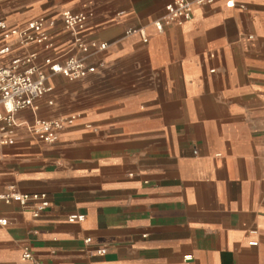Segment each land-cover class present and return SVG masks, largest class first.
<instances>
[{
  "label": "crops",
  "instance_id": "crops-1",
  "mask_svg": "<svg viewBox=\"0 0 264 264\" xmlns=\"http://www.w3.org/2000/svg\"><path fill=\"white\" fill-rule=\"evenodd\" d=\"M171 1L0 0L9 24L47 18L49 54L74 53L63 9L88 12L84 37L107 43L93 73L51 76L16 113L0 193L49 206L0 204V264H35L24 247L41 264H264V0L194 2L158 31ZM55 118L72 120L52 143L27 128Z\"/></svg>",
  "mask_w": 264,
  "mask_h": 264
},
{
  "label": "built area",
  "instance_id": "built-area-1",
  "mask_svg": "<svg viewBox=\"0 0 264 264\" xmlns=\"http://www.w3.org/2000/svg\"><path fill=\"white\" fill-rule=\"evenodd\" d=\"M210 4L212 0H173L164 7V13L153 20V26L158 31L173 22L181 23L192 15L193 3ZM227 6H234L233 0H225ZM88 12H74L63 9L60 13L62 28L72 37L74 53L62 56L54 51L51 35L46 31L47 18L38 16L21 24H9L0 18V154L4 146L11 142L15 129L20 125L16 120L19 110L36 108L35 101L52 91L48 79L60 74L68 80L83 78L95 71V66L88 60L107 47L106 42L94 39L87 40L83 32L87 26ZM139 33L144 42L147 36L141 29H128L125 34ZM51 104V100L47 101ZM71 118L40 119L28 125V130L40 140L52 143L57 139V133L65 122ZM17 203L22 208L30 209L33 217H39L49 206L45 192H22L13 186L0 193V204ZM76 214L68 216V221L77 219ZM7 219L0 214V227L7 225ZM84 242L89 243L90 238ZM103 248H97L102 253ZM22 259L35 264L28 247L22 249Z\"/></svg>",
  "mask_w": 264,
  "mask_h": 264
}]
</instances>
